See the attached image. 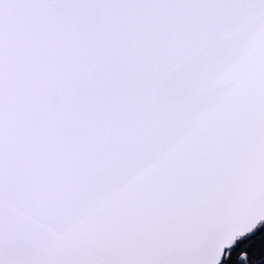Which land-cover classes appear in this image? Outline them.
I'll return each instance as SVG.
<instances>
[{
  "label": "snow or ice",
  "instance_id": "6c2138e0",
  "mask_svg": "<svg viewBox=\"0 0 264 264\" xmlns=\"http://www.w3.org/2000/svg\"><path fill=\"white\" fill-rule=\"evenodd\" d=\"M0 264H264V0H0Z\"/></svg>",
  "mask_w": 264,
  "mask_h": 264
}]
</instances>
